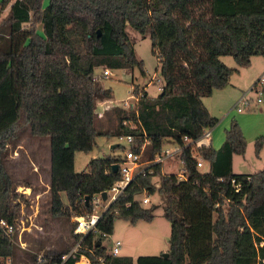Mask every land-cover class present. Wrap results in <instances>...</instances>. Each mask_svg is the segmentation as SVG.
I'll list each match as a JSON object with an SVG mask.
<instances>
[{
    "label": "trees",
    "instance_id": "trees-1",
    "mask_svg": "<svg viewBox=\"0 0 264 264\" xmlns=\"http://www.w3.org/2000/svg\"><path fill=\"white\" fill-rule=\"evenodd\" d=\"M44 2L0 1V18L9 7L0 20V38L8 44L0 48V148L21 125H29L32 135L50 137L54 216L90 215L93 197L121 178L120 170H114L120 159L113 156L94 158L87 171L76 172V151H91L97 136H132V148L142 152L145 162L153 161L168 140L183 146L185 137L200 138L219 122L204 98L225 88L252 57L264 56V0H49L46 6ZM127 26L150 34L161 66L160 94L152 97L134 85L135 107L106 112L116 115L117 124L103 130L97 104L112 100V91L95 78V70L138 66L145 74ZM224 56H232L238 68L227 66ZM261 92L264 105V85ZM263 146L261 136L255 141L258 157ZM246 150L247 139L234 119L220 148L182 150L185 179L165 173L163 164L148 167L102 213L96 231L82 240L73 233L74 245L81 243L72 261L84 254L91 264H264V169L233 172L234 156L245 155ZM200 157L209 166L207 172L197 165ZM156 176L164 217L171 225L168 256L135 260L113 255L105 239L113 234L115 219L135 224L154 218L135 196L154 194ZM12 185L0 156V220L9 222L18 218ZM15 251L0 229V264ZM69 251L52 255V260L46 255V263Z\"/></svg>",
    "mask_w": 264,
    "mask_h": 264
},
{
    "label": "rangeland",
    "instance_id": "rangeland-1",
    "mask_svg": "<svg viewBox=\"0 0 264 264\" xmlns=\"http://www.w3.org/2000/svg\"><path fill=\"white\" fill-rule=\"evenodd\" d=\"M48 2L49 0H45L44 5H48ZM8 12L9 7L4 11L0 20L6 18ZM126 31L134 46L138 60L143 62L145 74H142L140 68L136 66L133 69H110V75L108 77H104L103 75V71L107 68H97L95 70V75L96 79L104 88L111 89L112 103L110 104L112 107H121L128 110L131 106H133L132 108L135 107V97L133 96L134 85L145 88L150 96L156 97L160 94L162 82L161 66L158 57L152 52L150 34L147 33L142 35L131 26H127ZM39 32L43 34L41 28ZM4 45L8 44L0 38V48H5ZM254 60L253 65H251L249 69H244L242 71L247 72L244 75L246 81H253L255 78L245 91H248L247 97L251 98L254 101L253 103L256 104L257 98L260 97L262 85L258 83L254 86V84L257 82L259 75L264 72V56L259 55L255 57ZM222 61L229 67L238 68L232 56H224L222 57ZM240 70L239 67V71ZM236 76L238 75L234 73L233 78H237ZM240 97L237 100H239ZM237 100L234 101L230 108L236 106ZM214 105H216V102ZM260 105L261 104L258 106ZM112 107L107 113L113 112L112 110L114 108ZM239 107L244 108L242 113H238L237 108H235L226 118H224L223 115L215 113V117L219 122L213 128V134L220 131V133H224L226 138V130L230 127L234 119L238 122L240 119H243L244 122L247 120L245 122L247 125L246 131L248 137L247 150L245 155H236L234 173L252 174L264 169V150L259 157L255 153V140L260 137V134H256L257 136L254 139V136L249 134L253 129L249 128V119H252L249 118V115L260 112L261 108L249 111L250 109L242 104H239ZM100 110L101 108L98 107V111ZM218 110L219 106L216 105L215 112ZM99 120L98 125L103 130L113 129L117 124L116 115L114 114L108 115L105 113ZM226 125L228 126L226 127ZM214 144H217V142L214 141ZM113 146L121 147L113 148ZM176 146L177 144L171 140L165 143L163 149H169L172 154L165 159L163 170L167 174L179 176L184 175V167L180 160V153L175 152ZM212 147L218 149L216 145ZM124 148L129 149V144L125 137H118L115 135L97 136L95 145L91 151H76L74 161L75 171H87L88 163L94 158L113 156L114 158L120 159L123 156ZM0 156L13 182V205H18V218L16 222L19 228H21L23 226L21 220H24L25 223L23 227H26L21 234V242L24 246L20 244L18 238L15 240L14 244L16 246V251L13 257L10 258L11 264H47L46 262L38 263V254H51L52 256L63 250L73 249L75 246L73 230L75 218L78 216L72 214L70 217H60L54 216L51 213L50 137L32 135L29 125H21L15 137L6 140L4 147L0 148ZM199 169L201 172H207L209 166L204 165ZM152 182L156 186L155 193L149 194L148 192H141L135 196V200L141 201L148 195L151 202L142 206L151 209L154 218L151 221L139 220L135 224L123 218H117L114 222L113 234L107 236L105 239L106 244H108L110 248L115 241H121L122 245L118 254L119 256H130L136 260L139 256H161L169 250L171 225L164 217V198L158 192V187L160 185L159 177H154ZM27 188H30V195H26L22 192ZM62 198L67 202L64 193H62ZM109 204L110 203L106 201L102 203V205H99L96 209V213L102 214ZM135 264H137L136 261Z\"/></svg>",
    "mask_w": 264,
    "mask_h": 264
},
{
    "label": "built area",
    "instance_id": "built-area-1",
    "mask_svg": "<svg viewBox=\"0 0 264 264\" xmlns=\"http://www.w3.org/2000/svg\"><path fill=\"white\" fill-rule=\"evenodd\" d=\"M103 75L104 77H108L110 75L109 69H105L103 71ZM258 83L261 85H264V73L261 75ZM136 101L137 100L135 98V105H136ZM253 102L254 101L251 100V98H248L247 95L245 94L241 98L239 104H242L245 107H249ZM261 103H263V94L260 89V97L257 98L256 104H261ZM111 107H108L106 109V112L110 111ZM132 107L133 106H131V108ZM112 108L123 109L121 107H112ZM242 110H243V107L238 108V111H242ZM99 116L102 117V114ZM212 130L213 129L211 128L204 130L202 136L195 140H191L188 137H185L184 138L185 144L183 146L177 144V146L175 147V152H179L181 154L182 150L185 147H191L193 149H197L202 146H208V143L212 139ZM125 138L129 144V149L124 148L123 156L120 158V161L118 164L119 170L121 172V178L118 181H116L109 190L106 191L107 201L110 204L114 202L123 193V191L128 187V185L135 180L137 175L145 174L146 169H148V167H151L154 164H157V163L163 164L165 159L172 154V152L169 149H166V150L163 149L159 154L155 156L153 161L144 162L143 157H142V152L136 153L132 148V142H133L132 136H125ZM141 151H143V147L141 148ZM181 163H182V160H181ZM197 165L199 168L204 166V161L201 157L198 159ZM178 177L179 179H185V175H179ZM235 190L238 192L240 190V185H236ZM22 192L26 195H30V188L24 189ZM104 202L106 201L103 200L102 193L95 195L92 200V204H93L92 213L87 216H78L75 218V227H74L73 232L74 234L81 235V240L86 235H88L90 232L97 230V224L102 214H97L96 209L98 208L99 205H102V203ZM138 202L141 205H146V204H149L151 200L149 196L146 195L141 201H138ZM24 223L25 221L21 220V224L23 226H24ZM23 226L19 228V225L17 224L16 220L14 222H9L6 219L0 220V229L2 233L4 234V236L7 237L13 243H15L16 238H18L22 246H24V244L21 242V234L26 228ZM81 240L68 253L58 256L55 259V262H53L52 264H76L77 262H82V261L87 264H91L89 258L84 254L80 255L78 261H72V257L78 253V247L81 243ZM121 245L122 243L120 240H117L114 242L113 246L111 247V251L113 255L119 254ZM50 259L52 260L54 258L51 256ZM50 259L49 261H51ZM37 260H38V263H45L46 255L42 253L38 254ZM3 264H11L10 258L6 259Z\"/></svg>",
    "mask_w": 264,
    "mask_h": 264
},
{
    "label": "crops",
    "instance_id": "crops-1",
    "mask_svg": "<svg viewBox=\"0 0 264 264\" xmlns=\"http://www.w3.org/2000/svg\"><path fill=\"white\" fill-rule=\"evenodd\" d=\"M255 57L257 56H254L252 57L251 59V63L250 65L248 66H244V67H240V71H238L237 73H235V75H238L236 76L237 78H233L234 77V74L231 76L230 78V81H229V84L223 88V89H219V90H215L213 95L210 96V97H207V98H204V104L206 105V107L208 108V110L210 111V113L215 116V113L216 114H220V115H223L224 118H226L228 115H230L231 112L234 111L235 108H237V111H238V108H239V102L241 100V98L246 94L247 95V92L245 91L249 86L250 84L255 80V78L253 79V81H246L244 79V75L245 73L247 72H243L242 70L244 69H249V67H251V65H253L254 63V59ZM234 68V67H233ZM264 73V72H263ZM261 73L259 75V77L257 78L258 80L260 79L261 75L263 74ZM96 76V75H95ZM257 80V81H258ZM257 83V82H256ZM255 83V84H256ZM254 84V86H255ZM242 93V94H241ZM240 94H241V97H240ZM240 97L239 100H237L238 98ZM231 99V100H230ZM238 101L236 103V106L235 107H231V105L234 103V101ZM252 100V99H251ZM216 102V105L219 106V110L217 112H215V108H216V105H214V103ZM112 103V100H109V101H103V102H99L97 104V113H98V117L101 118L99 115L102 114V116L106 113V109L108 107H111V104ZM259 104H254L252 103L249 107H246L248 109H250L249 111H254V110H258L260 109V112H256L254 114H250L249 115V118H252V119H249V123H250V126L249 128H253L252 131L249 132V134L251 136H254V138H256V134H260L259 136L261 137H264V105L263 103H261L260 106H258ZM98 107L101 108L100 111H98ZM244 110V108H243ZM242 111H238V113H242ZM230 118V117H229ZM260 120V122H259ZM226 121V120H225ZM247 121V120H246ZM245 121V122H246ZM227 122H228V118H227ZM242 128H243V132L246 137V139L248 138L247 137V125L246 123L243 121V119H240L239 120ZM228 125H226L227 127ZM250 130V129H249ZM255 134V135H254ZM259 138V137H258ZM224 139H225V135L224 133H220V131H217L215 132V134H213V130H212V139L211 141L208 143V146H213V145H216L217 148H220L222 143L224 142ZM252 139V140H253ZM248 140V139H247ZM214 141L217 142V144H214ZM256 141V140H255ZM167 142V141H166ZM264 150V146L261 150V152ZM261 152H260V155H261ZM235 157L236 155L234 156V159H233V172L234 171V164H235ZM207 165V164H205ZM79 263H85V262H77V264ZM87 264V263H85Z\"/></svg>",
    "mask_w": 264,
    "mask_h": 264
},
{
    "label": "water",
    "instance_id": "water-1",
    "mask_svg": "<svg viewBox=\"0 0 264 264\" xmlns=\"http://www.w3.org/2000/svg\"><path fill=\"white\" fill-rule=\"evenodd\" d=\"M114 147H117V146H113V148H114ZM114 170H116V171L119 170V166H118L117 164L114 165ZM102 198H103L104 201H107V192H103V193H102ZM86 201H87V202L89 201V197H88V196L86 197ZM163 255H164L165 257H167V256H168V253H165V254H163Z\"/></svg>",
    "mask_w": 264,
    "mask_h": 264
},
{
    "label": "bare ground",
    "instance_id": "bare-ground-1",
    "mask_svg": "<svg viewBox=\"0 0 264 264\" xmlns=\"http://www.w3.org/2000/svg\"><path fill=\"white\" fill-rule=\"evenodd\" d=\"M77 264V263H76ZM85 264V263H84Z\"/></svg>",
    "mask_w": 264,
    "mask_h": 264
}]
</instances>
